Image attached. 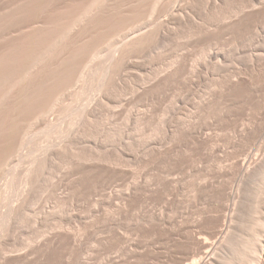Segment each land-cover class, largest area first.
Instances as JSON below:
<instances>
[{"label":"rangeland","instance_id":"obj_1","mask_svg":"<svg viewBox=\"0 0 264 264\" xmlns=\"http://www.w3.org/2000/svg\"><path fill=\"white\" fill-rule=\"evenodd\" d=\"M248 154H264V0H0V264L197 261ZM249 197L230 248L264 239Z\"/></svg>","mask_w":264,"mask_h":264},{"label":"bare ground","instance_id":"obj_2","mask_svg":"<svg viewBox=\"0 0 264 264\" xmlns=\"http://www.w3.org/2000/svg\"><path fill=\"white\" fill-rule=\"evenodd\" d=\"M248 5H250L249 3H248ZM247 5V6H248ZM247 7V6H245V5H242V7ZM250 6H252V3H251V5ZM243 7V8H244ZM254 7V5L252 6V8ZM256 7V6H255ZM72 9H74V8H72ZM241 9V8H240ZM61 12V11H60ZM67 12V11H66ZM104 12V11H103ZM240 13L241 12H243V10L242 11H239ZM95 15V14H94ZM93 15V16H94ZM96 15H97V13H96ZM107 15V12H106V14L105 15H103L104 17ZM62 17V16H61ZM61 17H59L60 19H61ZM94 17H98V16H94ZM243 18V16H240V18ZM103 18V17H102ZM238 19V22L239 21H242V18L241 19ZM91 19V18H90ZM93 19V18H92ZM237 19V17L235 18V20ZM244 19V18H243ZM52 21V19H49L48 20V22H51ZM95 21V20H94ZM94 21H92V22H94ZM47 22V21H46ZM59 22V21H58ZM89 23H90V20L88 21ZM236 21H234L233 23H235ZM57 23V22H56ZM95 23V22H94ZM52 24V23H51ZM235 25H236V23H235ZM94 28V27H93ZM137 34V33H136ZM135 34H133V38H132V40H129V44L130 45H132L131 43L134 41V43H135V40L136 41H139V40H141V39H136V38H139V36H134ZM139 35V34H138ZM143 35H145L144 33H143ZM141 38V37H140ZM135 45H136V43H135ZM135 45H133V47L135 46ZM138 45V44H137ZM71 46V45H70ZM127 46V45H126ZM125 46V47H126ZM209 45H207L206 47H208ZM211 46V45H210ZM209 46V47H210ZM124 47V46H123ZM125 47L123 48V51L125 50ZM130 47V46H129ZM132 47V46H131ZM205 47V46H204ZM63 49H65V48H63ZM68 49V48H67ZM69 49H70V47H69ZM68 49V50H69ZM122 49V48H121ZM203 48H201V50H202ZM208 49V48H207ZM207 49L206 50H204V51H207ZM209 49H211V48H209ZM209 49H208V51H209ZM129 49H127V51H128ZM122 50L120 51V52H123ZM65 52H67V51H65ZM64 52V53H65ZM61 53H62V51H61ZM124 53V52H123ZM203 52L201 51V53L199 54L200 55V57H204L205 58V55H207L205 52V55H204V53H203V56L201 55ZM210 53V51L208 52V54ZM63 54V53H62ZM66 54V53H65ZM208 56V55H207ZM55 57V56H54ZM53 57V58H54ZM57 57V56H56ZM211 58H213V59H216V60H214V63H215V61L217 62V64H219L218 63V60H220V58L222 59V55L219 53V52H216V51H213V53H212V56H210ZM52 58V59H53ZM59 58V57H58ZM207 58L208 57H206L205 59L207 60ZM50 59V58H49ZM182 60H183V58H181ZM204 59V61L206 62V60ZM48 60V59H47ZM184 60H185V58H184ZM183 60V61H184ZM203 60V59H202ZM52 61V60H51ZM54 61V60H53ZM52 61V62H53ZM59 61V60H58ZM186 61V60H185ZM222 61V60H221ZM220 62V61H219ZM54 63H55V61H54ZM186 64V63H185ZM192 63H190V65H191ZM217 64H213L214 66H216ZM184 65V64H183ZM193 65H194V63H193ZM193 65L192 66H189V67H192L191 69H193L194 67H193ZM201 65V64H200ZM219 65H221V62H220V64ZM196 66H197V64H196ZM196 66H195V69H196ZM183 67V66H182ZM188 67V68H189ZM217 67V66H216ZM215 67V68H216ZM194 69V70H195ZM173 70V69H172ZM194 70H192V71H194ZM177 71V70H176ZM192 71H190L189 70V72H192ZM172 72V71H171ZM188 72V73H189ZM170 74V73H169ZM168 74V75H169ZM190 74V73H189ZM167 75V76H168ZM235 76V75H234ZM234 76H232V77H234ZM183 77V76H182ZM185 77V76H184ZM231 77V78H232ZM239 77V76H238ZM230 78V77H229ZM230 78V79H231ZM235 78V77H234ZM226 79H228V78H226ZM242 79V78H241ZM241 79L239 80V78L238 79H236L235 78V80L237 81H241ZM232 80V79H231ZM168 81H169V79H168ZM221 81H223V82H220L219 83V88H220V84L221 83H223L224 85H225V83H226V85L227 84H229V83H227L228 81L227 80H221ZM224 81H225V83H224ZM234 81V80H233ZM233 81H231V82H233ZM237 81V82H238ZM229 82H230V80H229ZM231 82H230V84L229 85H234V83H232L231 84ZM237 82H235V85H237L236 83ZM238 84H239V82H238ZM226 85H225V87H226ZM232 85V86H233ZM216 86H217V84H216ZM222 86V85H221ZM232 86H230V87H232ZM222 87H224V86H222ZM225 87H224V89H225ZM227 88V87H226ZM221 89H223V88H221ZM262 148V147H261ZM263 152V151H262ZM258 153V152H257ZM253 156V155H252ZM251 155H247L244 159H243V161H242V163L240 164V166H238L239 168V170L238 171H241V173H242V177H241V180H240V182L243 184V186L241 187V193H242V196L240 197V190L239 191H234V194H233V196H232V200H233V205H234V209L232 210V214H231V216L229 217L230 219H229V225L226 227V229H224V224H226V215H224L222 218H221V226L223 225V229H224V231H223V233L221 234V233H219V234H221V235H219L218 234V239L216 240V242H211L210 244L209 243H207L206 241H201V245H202V248L205 250L204 252H203V256L201 257V258H199L197 261H192V262H189L188 260H186L185 261V263H183V264H225V263H227L230 259H234V255H233V253H232V255H233V257L231 258H227V253H228V251L230 250V249H233V250H236L234 253H235V255L237 254V252L239 253V257H240V251H242V250H240V249H242L244 246H246V243H247V245L248 246H246V248L244 249V250H249V251H252V252H249V253H252V255H251V257L252 256H254V257H252V258H250L249 259V261L251 260V262L249 263V264H264V239L262 240L263 241V244H262V241H261V239L259 238V236L258 235H260L258 232V230H256L257 228H263L262 230L264 231V154H262V156L261 157H256V158H254V157H252ZM254 156H257V154L256 155H254ZM259 156V155H258ZM238 165V164H237ZM231 166V165H230ZM237 167V166H236ZM231 168H233V166L231 167ZM231 168H229V169H231ZM231 172V171H230ZM235 172V171H234ZM233 172V173H234ZM238 173V172H237ZM236 174V173H235ZM234 175V174H233ZM236 176V175H235ZM234 180V179H233ZM241 184V185H242ZM244 185H245V187H244ZM244 187V189H242ZM248 188V189H247ZM248 191H251V193L250 192H248ZM250 195H253V210L257 213H255L256 215H257V218H255L254 220H253V222H254V226H255V224H257V225H259V227L256 225L255 227H256V229H255V227L253 228V230L254 231H258V232H256L257 233V236H255L256 234H251V233H249L248 231V234H251L252 236V238H254L253 239V242H252V240H250L251 242H252V244H253V248H252V250H251V248L250 247H252V245H249V244H251V242H249V240L247 241V242H245L244 241V246L242 247V248H240V246L241 245H239V249L238 248H235L234 249V245L232 246L233 248H230L231 247V245L233 244V242L235 241V239L237 238V236L239 237V235L240 234H243V236H244V233H242V230H240V228L242 229V227H243V225H245V224H243L242 226L240 225V222H241V220H242V218H243V222L242 223H244V220L246 221V219H244V218H246V216H245V214L247 215V213H246V211H245V213H244V215H242V213H243V209H245V206H246V204H248L249 203V201H246V200H248V198H250L249 196ZM248 202V203H247ZM249 206V205H248ZM233 207V206H232ZM244 207V208H243ZM243 208V209H242ZM247 208V207H246ZM255 208V209H254ZM225 210H226V208H225ZM227 212L229 213V211L227 210ZM227 214V213H226ZM250 214V213H249ZM228 215V214H227ZM245 216V217H244ZM261 216V217H260ZM247 217H249L248 215H247ZM248 220V219H247ZM249 221V220H248ZM227 222V223H228ZM247 222V221H246ZM247 224H249V223H247ZM246 224V225H247ZM251 224H252V222H251ZM250 224V225H251ZM241 226V227H238V226ZM245 225V226H246ZM236 227H238L237 229H235ZM250 227H252V225L250 226ZM221 229H222V227H221ZM241 231V232H237V231ZM248 230V229H247ZM252 230V229H251ZM253 230H252V233H254L253 232ZM262 231V232H263ZM218 232H220V231H218ZM244 232V231H243ZM251 232V231H250ZM216 234V233H215ZM239 234V235H238ZM263 235V234H262ZM261 235V236H262ZM243 236H240L241 237V240L240 241H242L243 242ZM248 236V235H247ZM216 237V236H215ZM239 237V238H240ZM246 237V236H245ZM250 236L249 237H247V238H249V239H252ZM239 238H237V240H239ZM257 238H259L260 239V244L259 245H261L260 247V249H257L256 248V246L254 245V241H255V239H257ZM245 240H247L246 238H244ZM237 240H236V242H237ZM257 242V244H258V241L259 240H256ZM238 243V242H237ZM239 244V243H238ZM240 244H241V242H240ZM256 244V245H257ZM238 246V245H237ZM237 246H235V247H237ZM247 247H249V248H247ZM259 248V247H258ZM232 251V250H231ZM248 252H246V253H248ZM244 254V253H243ZM255 254V255H254ZM249 255V254H248ZM229 256H231V252H230V254H229ZM228 256V257H229ZM236 259V258H235ZM224 261H227V262H224ZM231 261V260H230ZM232 261H234V260H232ZM231 261V263H234V262H232ZM237 261V260H236ZM230 264V263H229ZM236 264V263H235Z\"/></svg>","mask_w":264,"mask_h":264}]
</instances>
